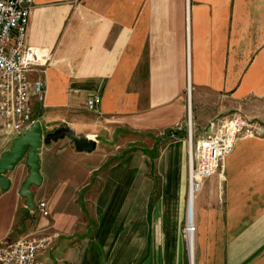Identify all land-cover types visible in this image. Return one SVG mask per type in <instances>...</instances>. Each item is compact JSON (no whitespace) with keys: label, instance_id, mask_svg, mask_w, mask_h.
<instances>
[{"label":"crops","instance_id":"0c3cea01","mask_svg":"<svg viewBox=\"0 0 264 264\" xmlns=\"http://www.w3.org/2000/svg\"><path fill=\"white\" fill-rule=\"evenodd\" d=\"M26 46L47 54L29 73L45 82L44 102L33 100L44 133L68 126L97 147L43 145L33 210L20 160L0 192V239L53 237L45 264H191L184 126L201 137L237 110L264 123V0H35ZM126 133L143 146L105 166L104 145ZM16 138L0 133V158ZM194 220L193 264H264V137L237 140L195 198Z\"/></svg>","mask_w":264,"mask_h":264},{"label":"built area","instance_id":"2783aa9c","mask_svg":"<svg viewBox=\"0 0 264 264\" xmlns=\"http://www.w3.org/2000/svg\"><path fill=\"white\" fill-rule=\"evenodd\" d=\"M35 0H0V133L19 137L37 120L33 100L43 103L46 87L42 79L31 80L29 73L46 64L47 54L26 46V33ZM100 95L87 100L86 107L96 112ZM213 131L196 137L192 124L188 131V191L184 236L193 264L194 200L205 181L218 174L241 136L264 137V123L250 119L241 110L221 117ZM43 216L50 214L46 202L38 205ZM55 244L53 237L26 235L17 240L0 239V264H45L40 257Z\"/></svg>","mask_w":264,"mask_h":264},{"label":"water","instance_id":"95a60500","mask_svg":"<svg viewBox=\"0 0 264 264\" xmlns=\"http://www.w3.org/2000/svg\"><path fill=\"white\" fill-rule=\"evenodd\" d=\"M64 138L73 141L78 152H93L97 147V141L87 137H79L70 127H61L53 132L45 134L40 121H37L27 132L17 137L10 150L4 152L0 158V192L8 191L12 181L7 176L8 172L13 171L17 163L26 158V163L30 167L29 176L22 186L20 194L26 199L29 209H35L33 201L32 186H40L42 177L40 175V156L38 151L43 145L56 142Z\"/></svg>","mask_w":264,"mask_h":264},{"label":"rangeland","instance_id":"374dc122","mask_svg":"<svg viewBox=\"0 0 264 264\" xmlns=\"http://www.w3.org/2000/svg\"><path fill=\"white\" fill-rule=\"evenodd\" d=\"M234 111L229 112V114L233 113ZM227 114V115H229ZM226 116V115H225ZM221 118V117H219ZM189 118H187V123H185L184 126V130H185V134H187L188 136V131H189V125H194V123H189ZM196 127L194 126V129ZM193 129V131H194ZM169 134H167L166 136H168ZM139 140H144L143 138L138 137ZM100 140V139H99ZM130 140V141H129ZM137 140V134H128L126 133V136L124 138V136H121L120 134L115 135L110 137V141L107 142V145H104V148L106 149L104 152L105 154H107V162L105 164V166H109L112 164V166L116 165L120 160H122L123 158L127 157L129 154L132 155L133 153H136V151L143 146V144H139V141H135ZM157 149L155 148L154 150H152L151 154L149 152H146L148 158H151V161L153 162L154 157L157 156L158 154V149L160 147V143L156 142ZM153 153V154H152ZM151 155V157H150ZM152 168V167H151ZM150 177L153 181H156L157 183V176L155 175V172L150 173ZM217 175V174H216ZM214 175V176H216ZM213 176V177H214ZM212 177V178H213ZM209 180V179H208ZM224 182V180H222V183Z\"/></svg>","mask_w":264,"mask_h":264}]
</instances>
